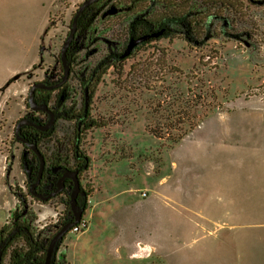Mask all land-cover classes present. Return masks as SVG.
Returning <instances> with one entry per match:
<instances>
[{"label": "rangeland", "instance_id": "rangeland-1", "mask_svg": "<svg viewBox=\"0 0 264 264\" xmlns=\"http://www.w3.org/2000/svg\"><path fill=\"white\" fill-rule=\"evenodd\" d=\"M83 1L0 0V226L16 208L11 187L24 179L18 145H8L25 77L6 84L35 69L42 47L44 59L60 54ZM242 2L245 18L232 32L243 37L223 33L197 45L173 36L138 49L122 73L103 75L93 115L107 125L86 138L88 226L65 237L59 254L68 264H264V5ZM126 21L97 27L104 39L124 41ZM108 52L93 42L78 59L93 65ZM140 64L152 71L147 81L130 78ZM173 98L175 109L206 116L171 147L147 121ZM59 210L35 204L34 224H54Z\"/></svg>", "mask_w": 264, "mask_h": 264}, {"label": "flooded vegetation", "instance_id": "flooded-vegetation-1", "mask_svg": "<svg viewBox=\"0 0 264 264\" xmlns=\"http://www.w3.org/2000/svg\"><path fill=\"white\" fill-rule=\"evenodd\" d=\"M155 1L159 0H146L145 11L150 24V28L147 30L129 34L124 41L117 40L113 43L105 41L101 36L103 33L98 30L94 40L91 37V42L105 45L110 50L111 47L115 48L117 61L125 62L144 45L172 38L173 36H168L172 26L168 19L171 12L169 6H165L161 12V23L154 25ZM165 1L168 5L171 0ZM177 2H180V4L176 11L179 15L184 14V0H177ZM258 3L264 5V0H258ZM142 4V0H130L126 4L124 1L116 0L115 3H112L111 8L103 6V10L95 16L96 21L100 22L105 18L113 17L122 22L124 18L127 19L130 15L143 14L144 6ZM80 18L75 37L67 50L66 63L61 56L62 49L54 59L49 54L51 60L44 59L43 51L40 50L39 62L35 69L32 72H25L23 75L21 73L16 75L18 76L17 79L20 80L25 77L26 83L24 84H26L27 89H25L26 92L23 91V86L15 94L18 95V98H21L23 109L16 112L20 116L14 123L12 141L8 146L18 145L16 149L19 152V166L24 174V179L18 190L20 201L14 195L17 200L15 210L19 209L21 211L20 218H22V221L28 219L27 213L33 212L35 204H40L52 209L60 208L57 211L54 224L56 227H62L64 224L60 225V223L69 218V222L73 221L76 212L82 211L81 217L83 218L88 207L89 191L85 184L84 174L89 169L90 158L85 150V142L90 129L97 126L95 123H101L93 115V105L98 83L103 77L100 76V72L104 65L105 56L93 65L89 63H83V65L79 59L74 62V46L83 41L81 49L84 50L82 46H87L86 43L90 36L87 33L84 36L82 35L84 20L80 21ZM194 19V23H196L198 19ZM226 25L230 35L235 38L243 37L242 34L232 32L229 22H226ZM173 35L177 37L181 34L174 33ZM245 43L250 46L249 40H246ZM98 50H100L99 46L94 47L85 56L92 57ZM156 50L165 51L162 48ZM79 52L76 54L77 58ZM97 64L98 66H96ZM17 79H10L8 86ZM0 113L5 115L6 111H0ZM1 121L0 116V123ZM2 125L4 124L2 123ZM0 151L4 152L3 150ZM73 196L76 197L75 208L72 205ZM16 221L11 220L10 214L5 224L11 223V232L7 234L8 229L0 232V264L7 241L16 232L25 230L21 228V224L16 227ZM47 225L48 223H45L40 229Z\"/></svg>", "mask_w": 264, "mask_h": 264}, {"label": "trees", "instance_id": "trees-1", "mask_svg": "<svg viewBox=\"0 0 264 264\" xmlns=\"http://www.w3.org/2000/svg\"><path fill=\"white\" fill-rule=\"evenodd\" d=\"M112 1L113 0H100L88 7L81 16L80 21L82 19L84 20L82 35L84 36L85 33L90 35L89 40L86 43L87 46H82L84 49H87L92 44L91 39L93 38L94 40L99 30L96 23V14L103 10V6L111 8L112 6H110V3ZM142 1V5L144 6L142 10L143 14L136 13L130 15L126 19L127 24L124 26V29L127 31V35L150 28L145 11L146 0ZM242 1L243 0H184V14L180 13L181 15H179L176 11L180 4L177 0H171L168 5L165 0L155 1L153 17L154 25L161 23V12L164 10L165 6H169L171 12L168 19L169 22L172 23V26L170 27L171 32L168 33V36L172 37L174 36V33L183 34L187 41L197 45H204L209 39L219 38L223 33L230 34L227 30L228 27L226 28V22H229L231 27H233L237 22L244 21L245 12L243 11L244 6ZM194 18L198 19V21H196L197 24L194 23ZM106 19L108 18L103 19V21ZM216 23L221 24L220 31H218ZM239 34L241 35V33ZM105 41L113 43V41L107 40V38ZM82 43L83 41L74 46V62L78 59L76 54L82 50ZM116 53L115 48L111 47V50L109 49V52L105 55L104 65L101 69L100 76L106 74L111 67H116L118 72L122 73L123 62L121 60L120 62L117 61V58H115ZM96 66H98V64ZM131 70L130 78L135 77V75L138 76L139 74L141 79H145V81H147L149 76H152V71H150L146 64H140L138 67L135 65ZM179 71L180 69L175 66L171 72ZM126 83H129V81ZM143 84L144 83L141 82L136 83V88H139V86ZM176 101L179 100L177 98H173V101L167 104L168 108H162V106H160L162 109L159 111H152V118H149L147 121V128L150 131V134L157 139L167 140L171 147L190 134L193 129L200 124L202 118L206 116L205 114L203 117L195 114L191 115V111L184 110L182 107L175 109ZM185 103H188V99H186ZM95 124L97 126H105L107 123L104 121L102 123L96 122ZM11 190L20 201V193L16 187L12 186ZM20 213L21 211L19 209L11 211V220H17L15 222V226L17 227L21 224V228L25 230L16 232L7 241L4 246L1 264H45L49 242L61 226L56 227L55 224H51L40 229L34 225V223L38 220V216L35 213L28 212V219L24 221L21 220L22 218H20ZM69 221L70 218L65 219L60 223V225ZM10 225L11 223L4 224L0 228V232L8 229L9 232L7 231V234H9L11 232ZM62 243H60V247ZM60 247L57 249V252L53 257L52 264H68L66 254H59Z\"/></svg>", "mask_w": 264, "mask_h": 264}, {"label": "water", "instance_id": "water-1", "mask_svg": "<svg viewBox=\"0 0 264 264\" xmlns=\"http://www.w3.org/2000/svg\"><path fill=\"white\" fill-rule=\"evenodd\" d=\"M100 0H84L80 6L78 7L73 21H72V27H71V31L70 34L67 36L63 46H62V59L64 60V62L66 63V56H67V50L69 48V46L71 45L74 37H75V32L77 29V25H78V21L79 18L81 17L82 13L88 8L90 7L92 4L98 2ZM114 12V11H111ZM44 49V47H42V50ZM67 73H68V67H67ZM18 76L13 77V79H17ZM6 86H8V83L6 84ZM72 205L75 208L76 205V197L73 196V200H72ZM81 212H76L75 215V219L71 222H68L66 224H64L58 231L57 233L51 238L49 245L47 247V254H46V259H45V264H52L53 261V257L55 255V253L57 252V249L60 246V243L64 240L65 235L71 231L76 225H78L82 219L81 217ZM2 253V251H1ZM1 259V257H0Z\"/></svg>", "mask_w": 264, "mask_h": 264}, {"label": "built area", "instance_id": "built-area-1", "mask_svg": "<svg viewBox=\"0 0 264 264\" xmlns=\"http://www.w3.org/2000/svg\"><path fill=\"white\" fill-rule=\"evenodd\" d=\"M144 195L146 194V192L143 193ZM88 226V223L85 221V219H81L80 223L78 225H76L74 228H73V231H78L79 229H81L82 227H87Z\"/></svg>", "mask_w": 264, "mask_h": 264}, {"label": "crops", "instance_id": "crops-1", "mask_svg": "<svg viewBox=\"0 0 264 264\" xmlns=\"http://www.w3.org/2000/svg\"><path fill=\"white\" fill-rule=\"evenodd\" d=\"M2 153H3V152H2ZM4 224H5V223H4ZM4 224H3V225H4ZM3 225H1L0 227H2Z\"/></svg>", "mask_w": 264, "mask_h": 264}]
</instances>
